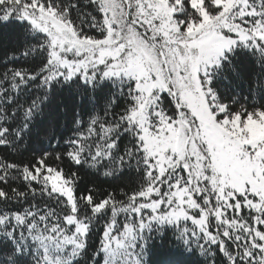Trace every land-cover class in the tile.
Segmentation results:
<instances>
[{
	"label": "snow or ice",
	"instance_id": "6c2138e0",
	"mask_svg": "<svg viewBox=\"0 0 264 264\" xmlns=\"http://www.w3.org/2000/svg\"><path fill=\"white\" fill-rule=\"evenodd\" d=\"M264 264V0H0V264Z\"/></svg>",
	"mask_w": 264,
	"mask_h": 264
},
{
	"label": "trees",
	"instance_id": "16d2710c",
	"mask_svg": "<svg viewBox=\"0 0 264 264\" xmlns=\"http://www.w3.org/2000/svg\"><path fill=\"white\" fill-rule=\"evenodd\" d=\"M175 251V247L170 242L163 244L160 241L154 242L153 251L148 257V264H171L173 260L171 253Z\"/></svg>",
	"mask_w": 264,
	"mask_h": 264
}]
</instances>
